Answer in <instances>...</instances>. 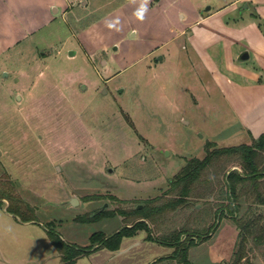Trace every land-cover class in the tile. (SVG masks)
<instances>
[{"label": "rangeland", "instance_id": "rangeland-1", "mask_svg": "<svg viewBox=\"0 0 264 264\" xmlns=\"http://www.w3.org/2000/svg\"><path fill=\"white\" fill-rule=\"evenodd\" d=\"M67 1L60 0L56 15L47 11L54 20L43 14L42 0L35 24L0 16V184L14 183L38 220L22 224L0 207V250L14 264L22 256L40 260L31 264H61L45 257L52 247L43 226L85 248L92 234L107 237L131 224L120 215L88 222L94 214L129 211L161 195L188 160L205 156L207 144H249L209 69L186 43L193 31L178 35L231 3L235 9L221 17L225 26L253 21L263 31L247 0H75L63 16ZM16 10L9 12L16 16ZM250 47L243 41L234 53ZM217 51L212 58L229 76L220 46ZM234 64L259 69L252 52ZM195 209L208 213L203 202ZM190 215V208L172 214L156 232L178 229ZM237 234L231 219H217L209 237L189 250V263L232 264ZM145 239L139 231L122 240L127 252L101 248L76 264H172L157 262L170 248ZM244 261L264 264V245L249 241Z\"/></svg>", "mask_w": 264, "mask_h": 264}, {"label": "trees", "instance_id": "trees-1", "mask_svg": "<svg viewBox=\"0 0 264 264\" xmlns=\"http://www.w3.org/2000/svg\"><path fill=\"white\" fill-rule=\"evenodd\" d=\"M256 19L261 20L258 16ZM257 27L261 29L262 24L257 22ZM234 167L239 170L232 169ZM15 186L11 181L0 184V207L20 223L38 222L35 209L15 194ZM199 202L205 204L208 213L195 209ZM244 204L247 209L242 214ZM139 205L141 208H138ZM250 205L255 207L251 209ZM258 207L264 208V133L257 139H251L249 145L215 148L207 144L205 156L200 160H188L170 179L166 191L161 195L139 202L129 211L118 210L115 213L110 210L94 214L88 218V222L103 215H120L124 224H131L123 225L107 237L102 232L92 234L90 245L85 248L64 243L49 223L43 228L61 264H74L101 248L117 252L123 239L132 238L139 231L145 232L146 241L172 250L171 255L157 262L169 260L172 264H190L189 250L209 237L217 219L228 218L238 231L237 250L232 264H241L248 261L242 262L249 241L256 248L264 245V214ZM187 208L191 209V215L184 226L163 233L156 232L168 216Z\"/></svg>", "mask_w": 264, "mask_h": 264}, {"label": "crops", "instance_id": "crops-1", "mask_svg": "<svg viewBox=\"0 0 264 264\" xmlns=\"http://www.w3.org/2000/svg\"><path fill=\"white\" fill-rule=\"evenodd\" d=\"M36 1L39 0H0V8L4 10L3 13H0V16L2 14L1 18H3L4 15L9 13L16 19L25 20L28 24H35L36 21L32 19L38 17L34 12ZM73 1L75 0H68L65 3L66 6L62 11L63 16L66 14V8L68 5L73 4ZM247 2L252 5L256 15L264 22V0H247ZM42 3L45 6L43 7V14H47L48 19L54 20V17L52 15L50 16L47 11L52 10L53 15L58 14L57 5L60 4V0H42ZM233 6L235 7L232 3L227 4L223 6L225 9L215 14V16L220 17L218 22L214 18L215 16L211 18L200 17L198 20L191 21L189 26L178 35L183 36L185 30L191 29V31H193V35L189 38L187 37L186 43L205 65V68L209 69L216 85L220 88V92L224 96V101L236 119L239 132L247 136L250 144L251 139H257L264 133V36L253 21L244 23L239 22L240 24L235 28L225 26L221 17L227 14L228 9L233 11V9H235ZM10 10H16V16H14L13 12H9ZM195 29L197 32H195ZM33 33L35 32L30 34ZM243 41L246 43L248 42L249 46H251V49L247 48L244 51L248 52L249 58L251 52L253 53L254 61L259 69L255 70L254 68L249 69L248 67L240 68L239 66H235L234 58L238 56L234 53V48ZM219 46L222 51V57L224 58V71L228 73L229 76H226L225 73L218 70L219 68L212 58L217 52H220L217 51ZM230 75H232V77H230ZM30 223L33 222L22 224L28 225ZM51 251L52 254L50 253L45 257L51 255L52 257L57 256L59 259L58 261H60L59 255L53 247ZM93 254L94 252L87 257ZM14 261H16L15 257L8 256L4 258L3 252L0 250V264H14ZM36 261L40 260H37L35 256L28 258L22 256L15 264H31L30 262ZM74 264H76V262Z\"/></svg>", "mask_w": 264, "mask_h": 264}, {"label": "water", "instance_id": "water-1", "mask_svg": "<svg viewBox=\"0 0 264 264\" xmlns=\"http://www.w3.org/2000/svg\"><path fill=\"white\" fill-rule=\"evenodd\" d=\"M244 7L246 8L247 5H245ZM208 9H209V8H208ZM208 9H207V10H208ZM69 54H70V55H73V52L71 51ZM248 58H249V54H248V52H246V51L242 52V53L238 56V59H239L240 61H245V60H247ZM159 59H160V58H159ZM71 203H76V200H75V199H72ZM104 207H106V206H104ZM197 207H198V206H197ZM138 208H141V205H139ZM127 251H128V249L119 250L118 252H116V255H121V254H123V253H125V252H127Z\"/></svg>", "mask_w": 264, "mask_h": 264}, {"label": "clouds", "instance_id": "clouds-1", "mask_svg": "<svg viewBox=\"0 0 264 264\" xmlns=\"http://www.w3.org/2000/svg\"><path fill=\"white\" fill-rule=\"evenodd\" d=\"M145 7H146V4H145Z\"/></svg>", "mask_w": 264, "mask_h": 264}]
</instances>
